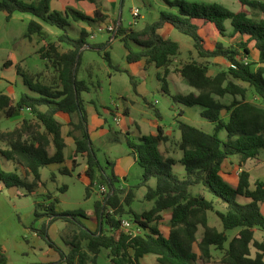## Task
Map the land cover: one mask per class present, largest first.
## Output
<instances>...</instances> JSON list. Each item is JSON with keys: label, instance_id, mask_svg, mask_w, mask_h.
I'll list each match as a JSON object with an SVG mask.
<instances>
[{"label": "trees", "instance_id": "obj_1", "mask_svg": "<svg viewBox=\"0 0 264 264\" xmlns=\"http://www.w3.org/2000/svg\"><path fill=\"white\" fill-rule=\"evenodd\" d=\"M49 2L0 0V11L5 13L7 20L15 12L29 13L61 29L63 33L57 36V41L68 46L67 50L61 51L57 42L52 41L42 47V58L49 62L53 70L48 82L42 78V73H31L17 66L16 72L29 92L22 93L15 103L8 95L0 94V112L3 116L10 117L24 109H28L33 116L32 119H23L19 126L11 130L3 131L0 128V143L4 146V149H0V155L23 167L26 172L23 175L17 171H5L0 166V182L6 188H25L32 193L41 182V168L64 162L65 142L56 114L65 113L77 117V121L69 123L71 128L68 135L75 141L74 156L86 158L85 174L90 179L86 196L98 175L105 182L107 192L94 204L98 228L92 231L78 222L71 240L65 243L67 251L50 239L47 226L56 220L73 224L77 216L86 218L85 215L77 211H56L58 198L45 206L44 213L35 212L38 218L43 215L50 220L39 228L32 226L31 230L60 256L58 261L46 264H97L102 249L108 252L111 264H140V258L146 254L156 255L158 264H197L198 259L205 263L211 261L212 247L223 251L222 264H264V241L256 240L253 230L259 228L264 231V214L261 210L264 205V182L258 180L251 188L250 175L243 170L234 187L221 175L222 164L228 157L239 155L245 161L257 158L264 151V18L255 20L246 9L249 7L264 13V3L239 0L242 8L238 12H231L217 4L167 1L176 12L161 11L156 20L142 29L125 28L118 24L114 39L123 43L126 61L135 63L145 59L156 68L163 69L164 73L158 72L157 78L166 94L170 95L165 75L172 57L179 50L176 41L160 33L166 24L190 37L200 58L222 57L230 63L227 70L214 75L209 74L206 65L197 61H188L175 68V72L196 91L172 95V99L187 107L200 106V115L213 125V129L207 132L177 119L178 140L165 134L161 126L157 127L156 133L141 135L136 141L126 136L125 143L142 168V175L137 185L120 187L117 185L120 180L113 170L107 174L100 164L90 138L88 113L82 97L89 87L78 78L84 48L87 46L100 52L110 68L128 73L134 91L136 84L128 71L113 65L108 51L111 44L109 39L89 43L90 33L85 29H81L76 38L67 34L69 18L85 22H91L93 18L73 8L65 12L52 11ZM226 22L232 29L230 36L238 39L235 48L226 46L218 39L226 37ZM33 35H43V26L35 19L29 20L24 33L29 39ZM252 50L257 54L256 61H245L242 55H249ZM250 88L258 101L248 99ZM226 96L231 97L229 102L222 100ZM151 107L156 117L161 118L159 111L153 105ZM181 115L182 111L178 113V116ZM221 132H225L224 137L220 136ZM167 143L181 152L179 159L161 151L160 146ZM51 147L52 154L49 152ZM75 157L72 169L63 167L59 171L61 174H70L77 167ZM177 164L183 167L182 176L174 170ZM29 175L32 176L30 182L27 180ZM151 179L155 180L154 186L148 185ZM141 186H146L144 198L153 201V206L137 213L131 204L135 189ZM195 186H202L225 204V210L216 209L213 200L202 193L194 194L192 188ZM63 187L66 188L65 185ZM239 197L247 201L240 202ZM39 207L42 205L37 204L36 208ZM165 210H171L167 237L152 225L162 218ZM208 211L216 214L223 231L208 224ZM126 215L142 232L133 234L120 230ZM199 227L203 229L200 239L197 238ZM234 228H239V232L228 242L225 231ZM195 246L199 249V255L194 250ZM253 248L255 255L251 253ZM0 264H7V256L1 246Z\"/></svg>", "mask_w": 264, "mask_h": 264}, {"label": "rangeland", "instance_id": "obj_2", "mask_svg": "<svg viewBox=\"0 0 264 264\" xmlns=\"http://www.w3.org/2000/svg\"><path fill=\"white\" fill-rule=\"evenodd\" d=\"M147 1L148 0H143L142 2L141 0H123L122 2H120L118 7H116V11L114 13L116 23L121 24V26L125 28L132 27L136 30H139L142 29L146 24L153 22L154 19H157L159 17L161 4L164 5V3L163 0H149L151 2V6H149L147 5ZM167 1L171 2L174 0ZM186 1L200 2L205 4H217L231 12H238L242 8L239 0ZM258 1L264 3V0ZM167 8L168 9L165 11L173 13L176 12L175 8ZM135 9L139 11V17L133 16L132 11H134ZM246 9L249 11V16L255 20L264 18V13L258 9L249 7H246ZM27 17L34 18L33 15L29 13L15 12L12 14L11 18L7 20L5 13L0 11V94L3 93L9 94L10 96L20 97L22 93L29 92L27 87L23 84L22 78L19 75L15 74L16 66H20L22 69L30 71L31 73L40 72L42 73V78L46 82H48L50 76L53 73V70L49 62L46 59L42 58V47H46V43L52 41L57 42V44L60 46L61 51L67 49L68 47L66 44L59 43L57 41V35L53 34L63 33L61 29L55 26L48 25L40 20L38 21L42 22L46 31L44 40H42V37L39 35H33V38L30 39L26 38L24 36V33L26 32L27 24L29 22ZM115 21H113V25H117ZM70 22L71 25L66 27V32L69 36L76 38L79 36V30L77 26L78 22L73 21L72 18H70ZM226 27V37H222L221 41L226 46L235 48L238 39L237 37L230 36L232 30L231 26L227 24ZM95 32L107 33L108 36H111L110 34L113 33L111 31H107V29L104 30V32H99L98 29H95ZM164 34L166 36H170L172 40L178 42L181 46V51L179 52V54H176L172 57V62L167 69V74L165 75L166 81L168 85L172 87L175 95H186L196 91V89L191 87L181 75L175 72V68L179 67L183 63L188 61L200 62L208 67L211 74H216L221 70H227L230 65V63L222 57L200 58L198 54H196V50L193 47L191 38L180 33L173 27H171V30L165 32ZM108 36L106 34H98V36H96L95 38H88V42H102L108 40ZM108 50L110 52V55L112 54L111 59L114 66H117L119 68L126 66L125 50L121 41L115 39L111 43ZM242 56L247 62H255L257 58L253 52H251L249 55ZM15 60H17V63L14 64V67H12L11 65H13L12 63ZM134 67L135 66H131V71H129L130 73L132 72V70H134ZM107 71H110V73H114L115 76L112 79H109ZM158 72H161L163 74L164 70L157 69L155 66H152L147 70L145 74L140 73L136 76L138 80L145 83V93H143V97L135 96L128 73L122 71L116 72L115 69L110 68L108 64L103 60L102 54L98 51L89 50L82 54L78 78L84 80L89 87L88 93L82 94L84 99L86 100V103L91 108L88 109V111L89 113H93L92 111L95 107L100 114L106 117L104 128L107 131V135L100 138L93 135V140H91L94 145L97 159L99 160L100 164L105 169V172L107 174H110L112 170L111 164L109 163L110 160L116 159V156H120L122 147L126 148L125 134L118 133V136L124 139V142L123 140L121 143H112L110 141L113 135L110 134L109 128H114L115 130L118 129V125L116 124L117 121L113 119L112 115L116 113V110H118V112H121L120 110L124 105L127 104L121 99L120 94H123L127 98L131 96L137 98V104H135V106H131L130 104H128L131 113L129 117L125 118L126 123L132 130L130 135H128L130 139L135 141L137 139L136 124L141 125L144 132L146 134H149L148 127L150 126L145 122V119H157L154 108L150 106V103H152L161 114V118L157 120L162 128L165 131H170L172 134H174L177 130L175 122L177 120L176 118H178V113L181 111V108L187 106L175 102L171 96L165 94L160 90V86L162 85L161 82L157 79ZM248 93V98L250 100L257 99V96H255L252 88L249 89ZM230 99V96L222 98L224 102H229ZM90 100H92V103H89ZM108 109H112V111L110 112V114L112 115L107 112ZM192 109L200 111L201 107L193 106ZM195 114L196 112L193 111L192 115ZM201 119L204 120L200 115H198L197 118L194 119V121L187 118H182L181 120L197 127V120ZM1 127L2 129H6L7 127H13V125L8 120H3L1 123ZM202 128L205 130H209L210 126L204 124ZM220 136L224 137L225 132H221ZM66 153V164L68 168H71L72 162L69 146L66 150ZM78 161L80 162V165L68 175L60 174L56 169L53 170L50 167L42 168L40 171L42 185H40V187H43V189L49 190L51 193L56 194L59 199V203L57 204L59 210L72 212L77 211L83 213L85 217H89L91 213L94 212L95 202L101 199L107 192V186L98 175L96 176L93 187L91 188V190H89L88 196H86V177L83 173V169L86 166V160L84 158L78 157ZM0 166L3 170L8 171L5 163H3L1 159ZM174 170L177 173L181 171L183 172V167L180 164H177L174 166ZM53 174L56 176V181L52 179ZM141 174L142 168L138 164H136L127 177L130 186H135L140 182ZM151 180L152 182H155L154 179ZM61 185H66L68 187V190L65 193H61L60 189H57L60 188ZM2 189V192H0V246L3 248L4 252V245L7 244V246L9 247L11 246L12 240H20L21 237L24 236V244L31 243L33 245L35 242H37L35 243L36 254L33 255L32 252H28L27 254H25L24 257L21 258L24 260V262L35 260L36 262L44 263L51 261L53 255H59L54 249L49 250L48 244L40 236L36 239H33V232H31L32 226L39 228L40 225L43 224L40 221L43 215L38 218L35 215V212H37L38 214H42L45 212V206L42 205L43 200L46 199L45 196L30 193L27 194L26 197L20 195L17 197L10 194L6 187H3ZM19 191L20 193L23 191L25 193H28L25 188L23 189V191L22 189H19ZM199 191L200 188L193 187L192 189L193 193ZM203 191L204 192L202 193L205 194L208 198L215 199L205 189H203ZM140 193L141 190L137 191V197L134 199L133 205L131 206V208L135 210H142L143 205H147V202L143 201L142 203V200H139L138 196L140 195ZM241 198L242 197H239L238 200L240 201ZM37 204H41L42 207L36 208ZM215 207L217 209L224 210L226 206L221 201L216 199ZM211 215L212 222L216 223L217 216L214 214V212H212ZM124 218L128 219V215H126ZM129 218L132 220L131 217ZM76 220L77 221H73V224H64L61 220H57L55 223L52 222L47 226V231L50 239L55 244L63 247L65 250H68V246L65 243L71 240L73 231L79 225L78 222H82L83 224L86 223L85 218H83L82 216H77ZM218 221L219 223H221L220 220ZM19 222H23V224H25L26 227L31 231L24 232ZM131 231L133 234L142 232V230H140L134 224H132L131 226ZM231 232L232 230L227 231L229 235L231 234ZM198 235H201V232H199ZM107 254L108 252L102 249L98 254L97 264H111ZM154 257V254H149L148 256H146L144 261H152L154 260ZM12 261L14 264H17V260Z\"/></svg>", "mask_w": 264, "mask_h": 264}, {"label": "crops", "instance_id": "obj_3", "mask_svg": "<svg viewBox=\"0 0 264 264\" xmlns=\"http://www.w3.org/2000/svg\"><path fill=\"white\" fill-rule=\"evenodd\" d=\"M23 1H25V2H33V1H37V0H23ZM122 1L123 0H50L49 4H50V9L52 11L65 12L67 9L73 8V9H76L77 11H80V12L84 13L85 15L93 18L94 20L91 21V22H85V21H75V22H78L77 26H78V30H79L78 32L79 33H80L81 29H85L87 32L90 33V37L89 38H95L96 36H98V34L99 35L100 34H106L108 36L107 33H97V32H95V29L103 28V31H101V32H104V30H106L107 27L113 25V21H115L114 13L116 11V7H118L119 3L122 2ZM142 1L143 0H141V2ZM163 3H164L165 6L163 4H161V8H160L161 11L167 10L168 9L167 7L172 8V7H170L168 5L167 0H163ZM147 5L151 6V2L149 0L147 1ZM172 9H174V8H172ZM96 13H98V15H96ZM137 17H139V15ZM27 18H28V20L35 19V20L38 21V19H36L35 17L34 18L27 17ZM97 18H99V19H97ZM154 20H156V19H154ZM69 21H70V18H69ZM40 23L42 24V22H40ZM115 23H116V21H115ZM227 24H229V23L226 22L225 25H227ZM70 25H71V22H70L69 26ZM42 26H43V35L41 37H42V40H44V38H45L44 36H45V32L46 31H45V28H44L43 24H42ZM171 27L172 26L169 25V24L164 25V27L160 30V33L164 37L170 38V36H168V35L166 36L164 33L169 31V30H171ZM53 34H55L57 36L59 35V34H56V33H53ZM110 35L111 36H108V39L113 42L115 40L114 39L115 35L113 36V33L110 34ZM31 38H33V36ZM221 38L222 37H218L219 40H221ZM105 41H107V40H105ZM105 41H102V42H105ZM96 43H101V42H96ZM123 48H124V46H123ZM67 49H68V47H67ZM67 49H65V50H67ZM84 49H85L84 52L91 50L87 46ZM65 50H62V51H65ZM180 51H181V46L179 44L178 54H179ZM252 52L257 57L256 52L254 50H252ZM196 54H197V52H196ZM111 56H112V54H111ZM125 57H126V51H125ZM16 63H17V60H15L12 63L13 65H11V66L14 67L15 66L14 64H16ZM125 63H126V66L125 67L123 66L121 69L125 70V71H128V72L131 71V66H135L134 70H132L131 73L129 72L130 75L133 77V80H134V82L136 84V91L133 90V93L135 94V96L143 97V95H144L143 93H145V83L141 82L140 80H138L136 76L139 75L140 73L145 74L147 72V70L150 67L154 66V65L152 63L146 62L145 59H142V60H140L138 62H135V63H129V62L126 61V58H125ZM11 66H9V67H11ZM116 72H118V71H116ZM122 72H124V71H122ZM15 74L18 75L16 70H15ZM107 74L109 75V79H112L115 76L114 73H110V71H107ZM209 74L210 75H214V74H211L210 71H209ZM132 89H133V86H132ZM132 89H131V91H132ZM160 90L162 91V88H160ZM168 90H169L170 95L169 94H167V95H169V96L175 95L174 91L172 90V87L169 86V85H168ZM85 93H88V92H85ZM6 95L11 97V99L13 100L14 103L19 99L18 96H10L9 94H6ZM82 97H83V95H82ZM120 97L125 103H127L120 110L121 112H118V110H116V113H114V115H112V114H110L112 109H108V111H107L110 115H112L113 119H114L115 115L120 116V119H119L118 123H116L118 125V129L115 130L114 128H112V129L109 128L110 134L113 135L112 138L110 139V141L112 143H121L122 140L124 142V139L120 138L118 136V133L125 134V137H126V136L130 135V133L132 132V130L130 129V127L126 123L125 118L129 117V115L131 113L128 104H130L131 106H135V104H137V98L134 97V96H131V97L127 98L123 94H120ZM248 97H249V93H248ZM83 99H84V97H83ZM84 101H85V107H86V110H87V113H88V129H89V133H90V138L93 140V135L98 136L99 138L106 136L107 135V131L104 128V125L106 123V117L104 115L100 114L95 107L93 108V111H92L93 113H89L88 109H91V108H90V106H88V104L86 103L85 99H84ZM255 101H258V98ZM89 103H92V100H90ZM151 105H153V104L150 103V106ZM181 111H182V115L178 116V118H176V119H180L181 120L182 118H187L189 120H193L194 121V119L197 118L198 115H200V111L201 110L200 111H196L195 109H192V107H183V108H181ZM193 111L196 112L195 115H192ZM190 117H193V118H190ZM25 118H29V119L33 118L32 114L30 113V111L28 109L17 111L10 117H5L0 112V128L3 131L11 130V129H13L16 126H19L21 124L22 120L25 119ZM56 118L60 121V123L62 125L61 131H62V135L64 137V142H65L64 162L61 163V164H50V165H48L46 167H50L53 170L56 169L58 172L63 167L71 170L72 169V164H71V168H68V166L66 164V161H67L66 150H67V148L69 146L70 147V154H71V162H72L74 157H75L74 156L75 155V141H74L72 136L68 135V132H69V130L71 128L69 123L72 122V121H77V117L74 116V115L70 116V115L65 114V113H57L56 114ZM75 118H76V120H75ZM201 118H203V117L201 116ZM157 119L156 120H154V119L152 120L150 118H146L145 119V122L148 123L149 126H150V127H148L149 134L156 133L157 132V127L161 126ZM3 120H8L10 123H12L13 127H7L6 129H2L1 123H2ZM204 120H202V119L201 120H197V127L203 129L202 126H204V124H207L208 126H210V129L209 130L203 129V130H205L207 132H211L212 129H213V125L211 123H209L208 121H206V120L204 121ZM136 125H137V127H136V132H137V134H136L137 136L136 137L137 138L139 136H141V135H147L144 132L143 127L141 125H139V124H136ZM164 132H165V134H167L170 137H172L174 140H178L179 137H180V133H179L178 129L175 131L174 134H172L170 131H165L164 130ZM75 134L77 135L78 133H75ZM0 149H4V146H3L2 143H0ZM160 149H161L162 152L166 151L167 152L166 153L167 156L173 157L175 159H179L181 157V152L176 150L175 147L173 145H171L170 143H167L166 145L165 144L161 145ZM49 152H50V154L53 153V148L52 147L49 149ZM78 157L84 158L86 160L85 156H80L79 155V156L75 157V159L77 161V167L80 165V162L78 161ZM116 157H115L116 159L110 160L109 163H111V168H112L113 172L115 173V175L120 179V182L117 185H119L120 187H130V183L128 182L127 177L131 173L132 168L136 164H138L137 161H136V157L132 153L131 149L128 148L127 145H126V148H123V147L121 148L120 156H116ZM0 159H1V161L3 163H5L8 171H11V172L12 171H17L20 174H23V175L26 174L25 169L23 167H19L14 162L8 161V160L2 158L1 155H0ZM85 165H86V161H85ZM86 168H87V166H85V168L83 169V173H84V176L86 177L85 185L87 187L90 184V179L85 174ZM243 170L247 171L249 173V175H250L251 188H254V183L256 181H258V180L264 182V151H262L261 154L257 158L248 159V160H245V161H243L239 155H232V156L228 157L226 160H224V162L222 164L221 175H222V177L224 178V180L226 182H228L230 185L235 187V186H237V184L239 182V174ZM73 171L74 170H72L71 172H73ZM178 173H179V175L183 174L182 171L178 172ZM52 179H54L56 181V176L54 174L52 176ZM27 180L29 182L32 181V176L31 175L27 176ZM40 185H42V182L39 183L37 188H35V190L32 193L37 194V195H44L45 196L46 199L43 200L42 205L47 206L54 198H58L56 196V194L51 193L49 190L43 189V187L41 188ZM148 185L154 186L155 182H152V180H150L148 182ZM63 186L64 185H61V187H63ZM3 187H5V186L3 185L2 182H0V192H2V190H3L2 188ZM61 187L57 188V189H61ZM194 188H200V191H201V192L200 191L199 192H194V194L195 193L204 192L202 186H195ZM7 189L10 192V194H12L13 196L15 195L17 197L19 195L23 196V197H26L27 194H30V193H25L23 191L24 188L11 187V188H7ZM19 189H22L23 192L20 193ZM62 189H63V192H61V193H65L68 190V187L66 186V188L63 187ZM139 190H141V193L138 196L139 200H142L141 201L142 203H143V201L147 202V205H143V209L142 210H135V209L132 208L137 213H141V212H143L145 210H148V209H150L153 206V201H148V200H146L144 198V195H145L146 190H147L146 186H141L137 190H135L134 199L137 197V191H139ZM203 195L206 198H208L205 194H203ZM208 199L213 200L214 207H215V200L216 199H212V198H208ZM246 201L247 200L245 198H243V197L240 199V202H246ZM133 202H134V200H133ZM133 202H132L131 206L133 205ZM55 209L58 212L62 211V210L58 209V205H56ZM218 210L224 211L225 209L224 210L223 209H218ZM261 210H262V212L264 214V205H262ZM212 212L213 211H208V213H207L208 224L210 226L215 227L218 231H223L224 229H223L222 223H219V221H218L219 218L218 217H217V222L216 223L212 222V215H211ZM27 216H30V215H27ZM128 219L131 220L129 218V216H128ZM170 219H171V210H165L164 212H162V218L159 221L154 222L152 225H154L161 232L162 235L167 237L168 234H169V231H170ZM49 220H50V218H48L46 216H43L40 219L41 223L48 222ZM85 220H86L85 225H86V227L88 229L94 231V230H96L98 228L99 223H98V220H97L94 212L91 213V215L89 217H86ZM56 221H54L53 223H55ZM62 222L64 224H67V222H64V221H62ZM19 224L22 227L24 232H26V231L30 232L31 231L30 229H28L26 227L25 224H23V222H19ZM200 228L201 227H199V229L197 231V238L198 239L201 238L202 232H203V229L201 228V230H200ZM231 230H232V232H231L230 235H229V233H227L228 230L225 231V234L228 237V242L234 236H236L238 234V232H239V228H234V229H231ZM253 230H254V238L256 240H258V241H264V231L260 230L259 228H254ZM31 232H33L32 233L33 234V239H36L37 237H39L36 232H34V231H31ZM199 232H201V235H198ZM115 234H116V232H115ZM228 242L225 244L226 247H227ZM35 243H37V242H35ZM35 243L33 245L31 243H25L24 244V236H22L20 240H16V241L12 240L11 246L8 247L7 244L4 245L5 253L8 256L7 257L8 258L7 259V264H14L12 260H17V264H39L40 262H36L35 260L30 261V262H24V260L21 259L28 252H32L33 255L36 254V245H35ZM51 249L52 248L49 247V250H51ZM194 250H195V252L198 255L200 254L199 249L197 248V246H195ZM65 251H67V250H65ZM255 252H256V250L253 248L251 250L252 255H255ZM211 253H212L211 261L205 263L201 259H198L197 260V264H222L220 259L222 257L223 251L222 250H217L214 247H212L211 248ZM148 255L149 254H146V255H144V256H142L140 258V264H158L156 255L154 257V260L145 262L144 260H145L146 256H148ZM59 259H60L59 255H57V256L53 255L51 261L44 262V263L41 262L40 264L56 262ZM18 261H21V262H18ZM62 264H64V263H62Z\"/></svg>", "mask_w": 264, "mask_h": 264}, {"label": "built area", "instance_id": "obj_4", "mask_svg": "<svg viewBox=\"0 0 264 264\" xmlns=\"http://www.w3.org/2000/svg\"><path fill=\"white\" fill-rule=\"evenodd\" d=\"M132 14L134 17H137L139 15V11L137 9H135L134 11H132ZM117 27H118V24L117 25H111L109 27H107V31H111L113 32V36L115 35L116 33V30H117ZM98 31L101 32L103 31V28H98ZM120 119V116L116 115L114 117V120L119 121ZM132 221L131 220H128V219H123L122 222H121V227H120V230L124 231V232H129V233H132L131 231V226H132Z\"/></svg>", "mask_w": 264, "mask_h": 264}]
</instances>
